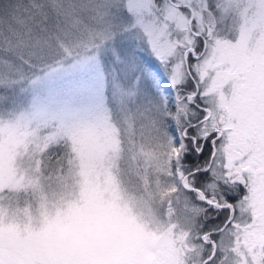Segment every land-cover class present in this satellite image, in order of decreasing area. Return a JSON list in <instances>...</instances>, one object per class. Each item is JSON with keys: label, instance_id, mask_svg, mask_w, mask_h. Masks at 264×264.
Instances as JSON below:
<instances>
[{"label": "snow or ice", "instance_id": "1", "mask_svg": "<svg viewBox=\"0 0 264 264\" xmlns=\"http://www.w3.org/2000/svg\"><path fill=\"white\" fill-rule=\"evenodd\" d=\"M110 4L83 5L97 22L75 42L65 32L0 43L47 48L61 67L102 53L123 66L146 38L172 91L143 107L122 82L108 100L73 91L70 101L18 107L6 90L25 81L20 65H32L0 56V147L10 155L0 217L26 207L55 214L80 195L87 169L138 228L166 225L173 264H264V0H144L127 31L108 18ZM46 6L65 11L64 0ZM14 243L0 234V248Z\"/></svg>", "mask_w": 264, "mask_h": 264}, {"label": "rangeland", "instance_id": "2", "mask_svg": "<svg viewBox=\"0 0 264 264\" xmlns=\"http://www.w3.org/2000/svg\"><path fill=\"white\" fill-rule=\"evenodd\" d=\"M127 1L111 0L110 7L106 10L110 14V21L116 26L119 24L117 27L122 18H136L140 13V5L143 3L129 11ZM87 2L88 0H64L65 11L58 15L55 9L38 7L47 5V0H29L25 5V13L21 16L29 19L25 27L26 38L50 35L54 42L57 35L63 39L67 32L75 42L86 36L85 26L92 27L97 22V12L83 7ZM96 2L104 3L105 0ZM44 13H47V20H44ZM69 15L78 18L81 23L72 25ZM44 28L48 30L47 33L39 31ZM142 40L148 44L146 38L138 39L137 49L142 45ZM148 48L153 58L158 57L149 44ZM29 52H33L38 59L51 58L56 61L37 75L44 79L35 84L29 81L23 86L8 88L11 90L8 97L18 107H30L33 104L45 106L57 98L70 101V93L73 91L88 94L93 102L96 94L108 100L116 95L122 82L131 85L136 93L135 103L143 107L150 106L155 99L150 94L149 80L153 81L154 88L164 98L172 91L170 72L158 69L147 72L149 80H142V85L139 83L140 76L131 81L130 71L135 69L133 61L117 66L109 62L102 53L98 62L72 67L73 57H69L61 67L57 60L62 57L53 56L47 48H23L22 55L27 60L26 63L37 67L41 66V62L35 57L29 59ZM53 68L58 70L52 71ZM23 71L24 75L32 74L24 68ZM49 72L51 74L45 76ZM77 107L88 108L91 104ZM89 139L85 138L86 144ZM9 164L10 155L0 147V178L9 170ZM84 177L80 195L70 198L65 207L58 208L55 214L43 211L38 214L37 210L26 207L9 210L5 216L0 217V224L4 226L0 228V234L5 239L15 238L12 247L0 248V264H172L165 259L172 251L165 235L168 231L166 225L138 228L129 211L113 199L111 192L96 183L89 170L85 169ZM164 249L166 250L161 252ZM171 257L174 258V254Z\"/></svg>", "mask_w": 264, "mask_h": 264}, {"label": "trees", "instance_id": "3", "mask_svg": "<svg viewBox=\"0 0 264 264\" xmlns=\"http://www.w3.org/2000/svg\"><path fill=\"white\" fill-rule=\"evenodd\" d=\"M29 0H0V42H6L9 39L15 40L18 35L24 36L26 38V25L29 22V19L26 20V18H21V16L25 13V5L27 4ZM36 1V0H34ZM135 19L134 18H122L121 24L119 27H123L124 31L128 29V25H130ZM119 25V24H118ZM117 25V26H118ZM142 45L139 49H136L138 55L135 57L133 62L135 63V69L130 71L131 74V81L135 80L136 77L139 78V83L142 80H149L147 78V72H149L152 69H158L165 71L166 73L169 72L168 66L164 63V65L167 67H163L162 64L159 61V57L153 58L150 55V49L148 48V44H145V40L141 41ZM145 44V45H144ZM0 47H3L5 49L0 48V56L8 57L14 61H19L21 58L27 61L23 55L21 49L18 51L10 52L7 49V43H0ZM25 57L28 58L27 54L24 53ZM15 57V58H11ZM35 57V56H33ZM35 59H38L35 57ZM41 63V66L37 67V65L29 63L32 65L27 70V67L24 65H20L18 68L19 71H21L24 80L21 83L16 84V86H23L27 84L32 77L39 75L43 70H45L47 67L52 65L54 63L53 59L46 58V59H38ZM30 71L32 74L24 75V71ZM168 69V70H167ZM149 87H150V94L153 95L155 98L158 96L159 98L163 99L164 97L154 88V83L152 80H149ZM142 85V83H140ZM143 90H145L146 87L144 85L142 86ZM11 90H6V95L9 96ZM166 249L161 250V252H164ZM173 255V251H170V254L167 255V259L169 262L173 264L174 258L171 257Z\"/></svg>", "mask_w": 264, "mask_h": 264}, {"label": "water", "instance_id": "4", "mask_svg": "<svg viewBox=\"0 0 264 264\" xmlns=\"http://www.w3.org/2000/svg\"><path fill=\"white\" fill-rule=\"evenodd\" d=\"M143 0H128L127 1V8L128 10H132L134 8V6L138 3V2H142Z\"/></svg>", "mask_w": 264, "mask_h": 264}, {"label": "flooded vegetation", "instance_id": "5", "mask_svg": "<svg viewBox=\"0 0 264 264\" xmlns=\"http://www.w3.org/2000/svg\"><path fill=\"white\" fill-rule=\"evenodd\" d=\"M144 2V0L142 1V2H138L135 6H134V8H136L139 4H142ZM133 8V9H134ZM128 9V8H127ZM132 9V10H133ZM132 10H129V11H132ZM134 19H136V18H134ZM149 44V43H148ZM151 47V46H150ZM159 61H160V63L162 64V66L164 67L165 65H164V62L161 60V59H159ZM166 67V66H165ZM167 68V67H166ZM168 70V69H167Z\"/></svg>", "mask_w": 264, "mask_h": 264}, {"label": "clouds", "instance_id": "6", "mask_svg": "<svg viewBox=\"0 0 264 264\" xmlns=\"http://www.w3.org/2000/svg\"><path fill=\"white\" fill-rule=\"evenodd\" d=\"M21 51H23V49H21Z\"/></svg>", "mask_w": 264, "mask_h": 264}]
</instances>
